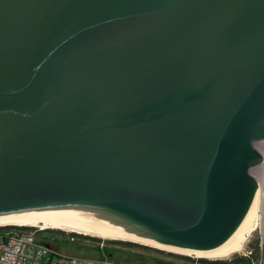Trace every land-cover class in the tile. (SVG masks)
Masks as SVG:
<instances>
[{
  "label": "water",
  "instance_id": "obj_1",
  "mask_svg": "<svg viewBox=\"0 0 264 264\" xmlns=\"http://www.w3.org/2000/svg\"><path fill=\"white\" fill-rule=\"evenodd\" d=\"M264 138V0H0V214L235 242Z\"/></svg>",
  "mask_w": 264,
  "mask_h": 264
},
{
  "label": "bare ground",
  "instance_id": "obj_2",
  "mask_svg": "<svg viewBox=\"0 0 264 264\" xmlns=\"http://www.w3.org/2000/svg\"><path fill=\"white\" fill-rule=\"evenodd\" d=\"M255 149L261 155V160L258 164L250 168V172L256 177V198L253 215L244 229L243 233L239 238L223 247L214 248H202L185 245H177L173 243L164 242L162 240L150 239L140 237L136 235L121 233L109 229H104L84 223H78L73 221L61 220L50 217L32 216L33 211L30 215H18L15 214H0V225L2 224H16V225H27L36 226L38 228H59L67 231L81 232L84 234H91L101 238L109 239H128L137 241L143 244L151 245L160 249L172 251L179 254L191 255L194 257L201 258H223L234 252L241 250L245 244L247 237L254 231L259 225L264 222V139L255 141Z\"/></svg>",
  "mask_w": 264,
  "mask_h": 264
},
{
  "label": "built area",
  "instance_id": "obj_3",
  "mask_svg": "<svg viewBox=\"0 0 264 264\" xmlns=\"http://www.w3.org/2000/svg\"><path fill=\"white\" fill-rule=\"evenodd\" d=\"M253 177L257 181L254 175ZM255 230H257L255 247L248 246L235 252L239 253V257L234 256L235 253H232L223 258H214L210 264H264V222ZM69 239L74 240V237L70 236ZM104 244V240L102 239L99 242V246L103 248ZM0 264L126 263H116L106 258H88L65 254L55 250L48 243L37 240L34 228L25 227L24 225L2 224L0 225Z\"/></svg>",
  "mask_w": 264,
  "mask_h": 264
},
{
  "label": "rangeland",
  "instance_id": "obj_4",
  "mask_svg": "<svg viewBox=\"0 0 264 264\" xmlns=\"http://www.w3.org/2000/svg\"><path fill=\"white\" fill-rule=\"evenodd\" d=\"M264 139V138H261ZM257 139L255 141H258ZM254 142V147H255ZM23 226V225H22ZM25 227L34 228L36 230V239L47 242L55 250L81 257L88 258H106L116 263H150L154 261V257H161L165 255L186 257L191 260L204 259V262H211L212 259L194 257L191 255L179 254L172 251L160 249L151 245L143 244L137 241L128 239H109L101 238L91 234H84L81 232L67 231L59 228H38L36 226ZM70 236L74 240H70ZM257 238V230L252 231L250 237L246 239L244 247H255ZM104 240V247L99 246V242ZM235 253V252H234ZM239 253L234 256L239 257ZM202 262V264L204 263Z\"/></svg>",
  "mask_w": 264,
  "mask_h": 264
},
{
  "label": "crops",
  "instance_id": "obj_5",
  "mask_svg": "<svg viewBox=\"0 0 264 264\" xmlns=\"http://www.w3.org/2000/svg\"><path fill=\"white\" fill-rule=\"evenodd\" d=\"M135 264H202L199 260H191L186 257H178V256H170V255H163L161 257H154V261H151L150 263H135ZM203 264H210L203 263Z\"/></svg>",
  "mask_w": 264,
  "mask_h": 264
},
{
  "label": "trees",
  "instance_id": "obj_6",
  "mask_svg": "<svg viewBox=\"0 0 264 264\" xmlns=\"http://www.w3.org/2000/svg\"><path fill=\"white\" fill-rule=\"evenodd\" d=\"M47 243V242H46ZM239 260H243V259H239ZM199 261L200 262H204V261H206V260H204V259H199ZM204 263H207V262H204Z\"/></svg>",
  "mask_w": 264,
  "mask_h": 264
}]
</instances>
